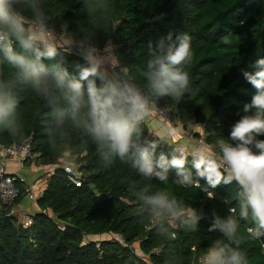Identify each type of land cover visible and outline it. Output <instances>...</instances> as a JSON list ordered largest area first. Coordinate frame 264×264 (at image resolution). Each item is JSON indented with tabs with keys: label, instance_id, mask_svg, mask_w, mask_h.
Listing matches in <instances>:
<instances>
[{
	"label": "trees",
	"instance_id": "trees-1",
	"mask_svg": "<svg viewBox=\"0 0 264 264\" xmlns=\"http://www.w3.org/2000/svg\"><path fill=\"white\" fill-rule=\"evenodd\" d=\"M90 3L93 6H86L84 0H47L51 24L57 32L63 26L65 34L74 36H82V30H94L96 45L112 48L121 71L138 82V69L150 42L155 44L169 31L189 33L194 53L188 69L189 90L177 102L163 98L157 105L169 107V117L179 119L184 128L193 122L201 124L210 145L222 136L229 137L231 125L239 119L243 105L251 102L254 92L242 73L254 71L255 61L264 58V0ZM101 3L111 6L108 12L97 10L96 5ZM225 35L234 40L232 46L221 43ZM56 60H62L73 75L78 66L87 63L75 50L58 49ZM18 97L25 129L21 139H31L36 163L52 167L36 194L38 209L29 214V224L19 220L16 213H8L9 206L0 205V264H197L199 252L219 235L208 230L213 214L226 217L229 208L236 207L235 181L210 189L211 197L200 189L175 185L174 172H170L167 184L147 181L118 158L106 159L100 154L91 138L75 127L67 114L53 113L45 100L27 88L19 89ZM142 127L146 139H158L147 121ZM0 140L16 139L0 131ZM175 146L179 145L161 142L157 153H170ZM65 153L81 172L80 184L70 180L60 162ZM193 173L195 178L194 169ZM148 183L165 188L196 209L202 216L197 231L167 223L154 227L138 211L132 192ZM23 194L20 184L13 203ZM104 232L110 236L94 237ZM243 248L247 264H264V240L251 241Z\"/></svg>",
	"mask_w": 264,
	"mask_h": 264
},
{
	"label": "clouds",
	"instance_id": "clouds-1",
	"mask_svg": "<svg viewBox=\"0 0 264 264\" xmlns=\"http://www.w3.org/2000/svg\"><path fill=\"white\" fill-rule=\"evenodd\" d=\"M84 4L93 6L90 0ZM110 7L96 5L104 12ZM50 20L47 0H0V131L16 140L25 135L18 90L27 88L53 113L67 114L106 159L118 158L147 181L167 184L174 172L175 185L200 189L209 197L210 189L235 181L236 207H230L226 217L213 214L208 230L219 235L199 252L197 264H247L243 246L264 240V139L258 138L264 136V58L255 61L254 71L242 73L254 92L227 139L157 153L166 138L146 139L142 125L157 101L177 102L188 92L194 57L189 33L169 31L155 44L150 42L138 82L121 71L114 52L97 48L94 30L58 39ZM221 43L232 46L234 40L225 35ZM58 49L75 50L86 66L70 74L63 61L56 60ZM132 192L138 211L154 227L167 223L197 231L202 216L184 199L150 183Z\"/></svg>",
	"mask_w": 264,
	"mask_h": 264
},
{
	"label": "built area",
	"instance_id": "built-area-1",
	"mask_svg": "<svg viewBox=\"0 0 264 264\" xmlns=\"http://www.w3.org/2000/svg\"><path fill=\"white\" fill-rule=\"evenodd\" d=\"M61 32H57L59 34ZM97 48L105 53H113V49L109 47ZM115 53V52H114ZM116 55V54H115ZM169 107L163 105H157L153 109L154 114H160L162 117L167 118ZM207 144L211 146L205 139V135L201 132L194 140V146L198 144ZM179 147V146H175ZM37 155V152L33 150L31 139L29 137L21 140H12L10 142H3L0 140V205L9 206L8 213H13L11 205L14 199L20 192V184L23 187L24 194L34 201L38 191L44 186L43 183L46 179H42L41 176L35 178L32 182H27L24 175L18 172L22 168L21 163L25 161H32ZM14 163V171L9 170V164ZM64 170L69 174L70 180L75 184H80L81 172L71 162L61 163ZM31 222L30 216H26L24 224ZM177 227L178 225H173ZM174 236V232L171 233Z\"/></svg>",
	"mask_w": 264,
	"mask_h": 264
},
{
	"label": "rangeland",
	"instance_id": "rangeland-1",
	"mask_svg": "<svg viewBox=\"0 0 264 264\" xmlns=\"http://www.w3.org/2000/svg\"><path fill=\"white\" fill-rule=\"evenodd\" d=\"M64 36H65L64 32H61V33L57 34L58 39H64ZM108 46L112 47L111 45H108ZM156 116H157L156 118L147 120V124H148L150 129H153L155 126L158 129L157 132H154V134L158 133V134H161L159 136H163L165 138H169L170 137L169 134H168L169 133V131H168L169 129L172 130V131L175 130V128L182 129L181 128L182 127V122L179 119H176V118L171 117V116H170L171 117L170 118L169 114H167V116H166L167 118L162 117V115H160V114H156ZM185 129L188 130V132L187 133L185 132V134H187L189 137L192 138L193 136H195L192 139L193 141L195 140L196 137H198V136L194 135V133H193L194 131H198V133H200V134L202 132L204 134V132L202 131L201 124H197V123H194V122L190 123L189 125H187L185 127ZM70 158H71L70 155L68 153H65L61 157L60 162H62V163L63 162H71V163H73ZM10 164H13V163H10ZM38 165L40 166V164L36 163L34 160L22 162L21 163L22 168L19 170V173H22L25 176L26 181H31L35 177L36 171H37V170H33L34 168L38 169L39 173L42 172V168H40L41 166L37 167ZM51 167H52V165L49 164V166L46 167V169L51 168ZM46 173L47 172L44 171V175H46ZM28 199L29 198L27 197V195L25 197L23 196V201H24L23 204H22L23 207H25L27 205L26 201ZM23 217H24V215L18 216L19 220H21L22 222H24V218ZM105 236H110V234L104 232V233H95V235H94L95 238L105 237ZM134 245L138 249L137 243H134Z\"/></svg>",
	"mask_w": 264,
	"mask_h": 264
},
{
	"label": "crops",
	"instance_id": "crops-1",
	"mask_svg": "<svg viewBox=\"0 0 264 264\" xmlns=\"http://www.w3.org/2000/svg\"><path fill=\"white\" fill-rule=\"evenodd\" d=\"M157 116H156V114H154L153 112H152V114H151V117L149 118V119H153V118H156ZM156 125V124H155ZM173 127V126H172ZM182 129H179V128H175V130H170L169 128V138H166V140H167V142H169V143H172V144H174V145H179V146H184V147H186V148H192V147H194V141L192 140L193 139V137H195V136H193L192 138L191 137H189L187 134H185V132L187 133L188 132V130L187 129H185L184 127H181ZM150 129V128H149ZM179 129V130H178ZM157 128H156V126L153 128V129H150V131L152 132V133H154V132H157ZM185 130V131H184ZM181 132V133H180ZM195 132H198V131H194L193 133H194V135H197V134H195ZM156 135H161V134H158V133H156ZM160 137H163V136H160ZM14 163L13 164H9V170L10 171H14ZM41 166V167H40ZM40 166L38 165L37 167H40V168H42V172L41 173H39V171H38V169H36V168H34L33 170H37L36 171V175H35V177L33 178V180L35 179V178H37V177H40L41 176V178L42 179H46L47 178V176L49 175V171H50V168H48V169H46V167H48L49 166V164H40ZM20 170V169H19ZM19 170H18V172H19ZM44 171H46L47 173H46V175H44ZM20 174H22V173H20ZM23 175V174H22ZM33 180H31V181H27V182H32ZM45 182H46V180H45ZM45 182L43 183V185H45ZM23 196L25 197L26 195L25 194H23L22 195V197L20 198V199H18V200H16L12 205H11V209L13 210V212L14 213H16L18 216H20V215H24V219H25V217L26 216H28L31 212H33V211H35V210H37L38 209V207L35 205V202L34 201H31L30 199H28L27 201H26V203H27V205L25 206V207H23Z\"/></svg>",
	"mask_w": 264,
	"mask_h": 264
}]
</instances>
